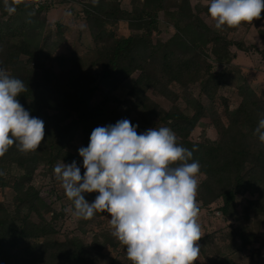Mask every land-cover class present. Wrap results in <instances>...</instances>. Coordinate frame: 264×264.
Instances as JSON below:
<instances>
[{"label": "trees", "instance_id": "trees-1", "mask_svg": "<svg viewBox=\"0 0 264 264\" xmlns=\"http://www.w3.org/2000/svg\"><path fill=\"white\" fill-rule=\"evenodd\" d=\"M131 2L127 8L122 0H85L93 42L86 53L67 54L58 50L66 40L65 23L49 27L51 2L0 0V68L24 82L27 90L17 100L45 125L36 150L21 152L13 145L0 157V188L13 190L10 201L0 200V264H131L107 251L108 246L126 248L112 235L108 212L82 218L78 228L83 235L72 231L62 236L59 221L65 210L55 205L66 196L61 182L55 177L50 201L35 183L40 169L54 174L62 161H76L83 176L78 150L88 146L94 128L122 119L137 126L138 134L170 128L179 145L193 150L188 162L197 161L198 174H204L198 182L199 208L215 203L222 220L236 222L227 236L237 240V248L249 249L253 258L264 253V142L255 132L264 118V99L235 62L239 51L252 47L264 58V48L234 35L249 23L217 29L208 13L210 0ZM161 13L175 29L167 39L155 36ZM233 66L241 79L236 106L219 94ZM121 87L127 88V97L118 94ZM150 90L166 96L171 105H162ZM180 98L186 106L178 103ZM204 117H210L216 136L204 131L193 138ZM246 193L252 196L240 210L239 197ZM83 195L93 202L99 193ZM234 263L231 254H224L207 264Z\"/></svg>", "mask_w": 264, "mask_h": 264}, {"label": "clouds", "instance_id": "clouds-1", "mask_svg": "<svg viewBox=\"0 0 264 264\" xmlns=\"http://www.w3.org/2000/svg\"><path fill=\"white\" fill-rule=\"evenodd\" d=\"M262 11L264 0H210L208 5L217 29L251 23ZM26 90L22 80L0 68V157L13 145L34 151L44 140V121L17 100ZM255 132L264 142V118ZM78 152L83 176L76 161L58 162L53 169L75 215L88 219L108 212L112 235L126 246L132 264H194L202 231L196 199L200 165L188 162L193 150L179 145L170 128L138 134L137 126L122 119L94 128L88 146ZM92 192L99 195L89 203L83 193Z\"/></svg>", "mask_w": 264, "mask_h": 264}, {"label": "rangeland", "instance_id": "rangeland-1", "mask_svg": "<svg viewBox=\"0 0 264 264\" xmlns=\"http://www.w3.org/2000/svg\"><path fill=\"white\" fill-rule=\"evenodd\" d=\"M34 1V0H32ZM38 4L45 0H35ZM53 4L51 10L47 12L49 27L55 28L56 21H63L65 23L66 30V40L59 47L60 52L70 53L71 51H78L86 53L89 46L92 45V37L90 35L87 22L85 19V14L83 10L85 0H46ZM132 0H122V5L124 7H132ZM198 0H192V3H196ZM207 1V0H204ZM212 21H214L211 18ZM120 28L124 31H128L125 24H120ZM173 25L169 22L168 18L161 13L159 20V30L155 33V36L162 39H167L174 32ZM236 37H243L247 44H254L258 48H264V18L254 19L249 25H243L234 32ZM236 66L242 68L247 74L248 81L252 83L254 88L258 91V94L264 99V58L262 54L252 47L249 51H239L237 57L235 58ZM242 66H239V65ZM137 74V73H135ZM135 74L133 76H135ZM240 72L236 67L233 66V72L225 77V80L221 83L219 87V94H224L228 96L231 106H236L240 102V95L237 92L238 80L241 81L239 77ZM243 80V79H242ZM178 86V85H177ZM176 86V87H177ZM126 89L121 87L118 90V94L121 97L126 96ZM195 94L198 93V85L195 88ZM149 93L153 98L158 100L162 105L169 107L171 105V100L166 96L158 94L154 90H150ZM206 100V98H204ZM216 104L221 110L223 108V103L221 99L216 97ZM178 103L182 106H186V101L184 98L178 99ZM100 126H107V124H101ZM206 132L210 137L214 138L217 134L216 127L210 123V117H204L203 123L197 125L192 132L193 138H200L203 132ZM42 168V167H41ZM204 176V174H197V180ZM55 174H47L44 169H40L35 176V183L42 189V194L44 197L50 201L54 199V193H52V188L54 186ZM13 196V190L8 187L0 188V200L10 201ZM252 196L251 193H246V195H241L239 197V209H242L241 203L246 202V198ZM197 199V198H196ZM198 204L201 201L198 200ZM55 205L57 208L63 207L65 213L62 219L59 221L61 225L62 236L65 232H76L82 234L78 228V224L82 217L74 214L73 202L65 196L61 201L56 200ZM89 203H92L88 201ZM198 222L201 225L202 237L197 244L200 247V254L198 259L194 264H207L213 258L224 254H231L234 259V264H264V253L259 258L251 257L249 249L240 250L237 248V240L228 237L227 232L230 230L231 225H235L236 222L231 219L229 221L222 220L223 217L221 213L216 208V204L213 203L211 206H203L199 208ZM92 232H89L87 237L91 236ZM226 234V235H224ZM83 235V234H82ZM212 235L213 238H212ZM207 236V239L202 238ZM227 236V237H223ZM107 251L117 257L130 262L126 255L127 249L124 247H107Z\"/></svg>", "mask_w": 264, "mask_h": 264}]
</instances>
